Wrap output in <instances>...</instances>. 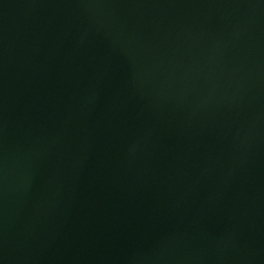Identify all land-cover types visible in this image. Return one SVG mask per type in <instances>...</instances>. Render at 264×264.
<instances>
[{
	"label": "water",
	"instance_id": "95a60500",
	"mask_svg": "<svg viewBox=\"0 0 264 264\" xmlns=\"http://www.w3.org/2000/svg\"><path fill=\"white\" fill-rule=\"evenodd\" d=\"M0 264H264V0H0Z\"/></svg>",
	"mask_w": 264,
	"mask_h": 264
}]
</instances>
